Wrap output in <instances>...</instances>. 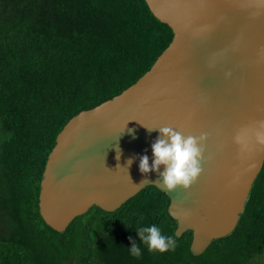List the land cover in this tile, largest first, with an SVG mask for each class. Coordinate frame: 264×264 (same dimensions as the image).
Here are the masks:
<instances>
[{"label": "trees", "instance_id": "obj_1", "mask_svg": "<svg viewBox=\"0 0 264 264\" xmlns=\"http://www.w3.org/2000/svg\"><path fill=\"white\" fill-rule=\"evenodd\" d=\"M173 38L146 0H0V264H264V167L236 230L199 256L155 186L116 212L92 208L63 233L40 214L64 127L134 85ZM138 224H157L176 248L130 256Z\"/></svg>", "mask_w": 264, "mask_h": 264}, {"label": "water", "instance_id": "obj_2", "mask_svg": "<svg viewBox=\"0 0 264 264\" xmlns=\"http://www.w3.org/2000/svg\"><path fill=\"white\" fill-rule=\"evenodd\" d=\"M146 2L173 41L134 85L64 127L47 161L40 214L63 233L92 208L116 212L155 186L170 198L176 236L192 231L199 256L236 230L264 167L255 139L264 122V0ZM164 126L207 134L203 172L188 189L167 191L155 183L159 172L139 171L142 156L151 165Z\"/></svg>", "mask_w": 264, "mask_h": 264}, {"label": "clouds", "instance_id": "obj_3", "mask_svg": "<svg viewBox=\"0 0 264 264\" xmlns=\"http://www.w3.org/2000/svg\"><path fill=\"white\" fill-rule=\"evenodd\" d=\"M153 129H149L152 131ZM159 136L155 143L151 145L152 161L144 155L140 158L139 171L142 174L149 172H159L156 179L162 189L174 191L177 188L188 189L202 174L205 144L207 134L201 133L199 136L184 135L173 127L164 126L158 128ZM129 134L135 138L134 130L129 129ZM237 143L241 142L238 134L235 138ZM257 143L264 145V122L259 124L255 132ZM130 166L132 160L127 161ZM163 168L161 172L160 169ZM148 183L143 179L139 186ZM140 244L138 245L132 237H129L130 247L127 251L130 256L139 258L142 255V245L149 252L166 253L174 250L177 246L176 237L164 234L162 228L157 224L144 226L138 224L135 228Z\"/></svg>", "mask_w": 264, "mask_h": 264}]
</instances>
